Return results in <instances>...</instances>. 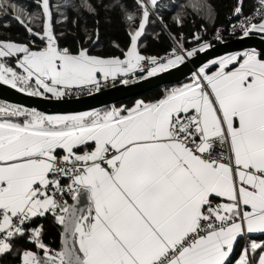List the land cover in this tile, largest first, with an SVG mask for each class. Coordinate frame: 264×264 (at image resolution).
<instances>
[{
	"label": "snow or ice",
	"instance_id": "obj_1",
	"mask_svg": "<svg viewBox=\"0 0 264 264\" xmlns=\"http://www.w3.org/2000/svg\"><path fill=\"white\" fill-rule=\"evenodd\" d=\"M101 7L125 25L119 56L86 46L99 43V22L90 28L83 14ZM215 16L209 0H0V27L28 34L0 37V82L20 93L60 101L181 66L190 73L131 107L48 113L0 103V257L264 264V239L253 238L264 236V48L202 58L226 35L264 40V0L250 13L236 0L210 39L206 24L187 37L172 28ZM57 25L76 29L73 46H61ZM149 28L172 40L164 55L141 53Z\"/></svg>",
	"mask_w": 264,
	"mask_h": 264
},
{
	"label": "trees",
	"instance_id": "obj_2",
	"mask_svg": "<svg viewBox=\"0 0 264 264\" xmlns=\"http://www.w3.org/2000/svg\"><path fill=\"white\" fill-rule=\"evenodd\" d=\"M53 4L61 2V0H52ZM96 2H99V0H96ZM111 0H103L104 4L110 3ZM126 2L131 3V0H126ZM180 2V0H178ZM236 0H209V3H211L215 8V21L212 20H200L197 19L195 21V24H193L192 20L190 19L188 24L185 25L183 29L176 28L175 26H172L174 32H180L182 31L184 35L187 37L190 35L191 32H195L197 30V27L200 24H206L207 26V35L205 36L206 39H209L212 34L213 27H221L225 25L228 21V17L231 14L232 6ZM245 3V12L248 13L253 8V4L251 0H244ZM85 19L88 22V26L90 28H95V21L99 22V36L100 41L99 43L95 45H86L90 47L91 53L93 55H121L120 50L115 48L113 46L114 42L118 43L120 45V48L124 49L126 45L129 44V37L127 35V31L125 28V25L121 23L120 18L116 14V12L111 11L109 9H106L104 7H101L99 9L98 16H89L87 13L83 14ZM166 18L170 20V16H167ZM58 35L61 33L63 34V38L60 40L61 46H73L74 41L78 39L77 31L74 28H71L69 25H57ZM156 31L158 32L159 29L157 28ZM71 33V34H69ZM79 35H82L80 33ZM0 37L3 38H11L13 40H20L24 41L28 38V34L25 32V30L22 27H19L15 24V22H12V27L8 30H5L3 27H0ZM227 40V39H226ZM39 43V41H37ZM172 44V40L168 38L167 34H162L159 38H156L152 32V29H148V34L144 36L141 41V53L143 55H164L166 49L169 47V45ZM185 78L175 84H178L180 82H184ZM135 81V80H134ZM175 84H168L161 87H157L154 90H151L149 92H146L138 97L126 99L123 101L116 102L112 104V106H129L131 107L137 99H152L158 97V93L162 92L163 88L165 86H172ZM1 103H4L2 100H0ZM111 105V104H110ZM102 108V107H101ZM44 223L49 228V236L48 239H52L56 237V229L51 226V218L48 220H45ZM253 238L257 239H264V236H261L259 234H254ZM19 246H29L25 245L23 241L19 242ZM19 260L16 259V254H8L5 256L0 257V264H18Z\"/></svg>",
	"mask_w": 264,
	"mask_h": 264
},
{
	"label": "water",
	"instance_id": "obj_3",
	"mask_svg": "<svg viewBox=\"0 0 264 264\" xmlns=\"http://www.w3.org/2000/svg\"><path fill=\"white\" fill-rule=\"evenodd\" d=\"M213 45L214 47L209 50L206 56L202 54V58H212L229 52L241 51L248 47L264 48V40H261L260 37H249L242 40L233 37L227 39L224 43L217 42ZM187 75H190V73L186 68L181 66V71L172 70L171 75L160 74L159 77L149 78L147 82L138 80L131 81L128 85H117L116 88H107L100 93L92 95L85 94L79 98L72 97L70 99L66 98L65 100L60 101L55 99H46L43 97H31L0 82V100L7 103L23 104L25 106L35 107L40 111L48 113L84 111L138 97L146 92L154 90L157 87L175 84L183 80Z\"/></svg>",
	"mask_w": 264,
	"mask_h": 264
},
{
	"label": "built area",
	"instance_id": "obj_4",
	"mask_svg": "<svg viewBox=\"0 0 264 264\" xmlns=\"http://www.w3.org/2000/svg\"><path fill=\"white\" fill-rule=\"evenodd\" d=\"M251 1H252V4H253V5L256 4V0H251ZM250 11H251V10H250ZM250 11H249L248 13H250ZM228 23H229V20L227 21L226 24H228ZM226 24H225V25H226ZM223 26H224V25H223ZM221 27H222V26H221ZM211 36H212V34H211ZM211 36H210V38H211ZM210 38H209V39H210ZM226 39H229V38L227 37V35H226ZM215 43H217V42L213 40V44H215ZM84 95H85V94H84ZM81 96H82V95H81ZM74 97H75V96H74ZM69 203H70V200H69ZM18 264H19V263H18Z\"/></svg>",
	"mask_w": 264,
	"mask_h": 264
},
{
	"label": "rangeland",
	"instance_id": "obj_5",
	"mask_svg": "<svg viewBox=\"0 0 264 264\" xmlns=\"http://www.w3.org/2000/svg\"><path fill=\"white\" fill-rule=\"evenodd\" d=\"M1 103V102H0ZM107 106V105H106ZM108 106H112V104L111 105H108ZM104 107V106H103ZM99 108H101V107H99Z\"/></svg>",
	"mask_w": 264,
	"mask_h": 264
},
{
	"label": "bare ground",
	"instance_id": "obj_6",
	"mask_svg": "<svg viewBox=\"0 0 264 264\" xmlns=\"http://www.w3.org/2000/svg\"><path fill=\"white\" fill-rule=\"evenodd\" d=\"M134 81V80H133ZM136 81V80H135ZM4 102V101H3Z\"/></svg>",
	"mask_w": 264,
	"mask_h": 264
},
{
	"label": "crops",
	"instance_id": "obj_7",
	"mask_svg": "<svg viewBox=\"0 0 264 264\" xmlns=\"http://www.w3.org/2000/svg\"><path fill=\"white\" fill-rule=\"evenodd\" d=\"M70 203H71V201H70Z\"/></svg>",
	"mask_w": 264,
	"mask_h": 264
}]
</instances>
